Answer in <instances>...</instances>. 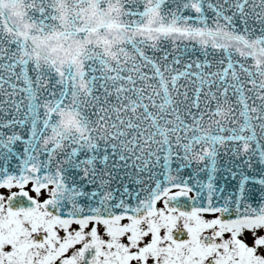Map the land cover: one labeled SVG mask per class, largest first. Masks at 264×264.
<instances>
[{
  "label": "snow or ice",
  "instance_id": "obj_1",
  "mask_svg": "<svg viewBox=\"0 0 264 264\" xmlns=\"http://www.w3.org/2000/svg\"><path fill=\"white\" fill-rule=\"evenodd\" d=\"M0 264H264V0H0Z\"/></svg>",
  "mask_w": 264,
  "mask_h": 264
}]
</instances>
